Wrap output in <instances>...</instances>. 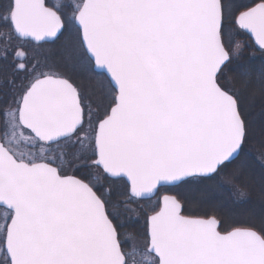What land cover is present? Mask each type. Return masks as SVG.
Wrapping results in <instances>:
<instances>
[{"label":"water","instance_id":"obj_1","mask_svg":"<svg viewBox=\"0 0 264 264\" xmlns=\"http://www.w3.org/2000/svg\"><path fill=\"white\" fill-rule=\"evenodd\" d=\"M15 36L37 44L61 34L44 0H11ZM94 72L115 91L96 126L93 164L123 179L129 196L208 177L234 160L244 136L234 99L216 82L228 62L220 0H82L74 16ZM264 50V2L235 18ZM17 119L40 141L80 126L82 109L66 79L43 76L20 98ZM0 207L11 212L4 252L9 264H124L116 230L84 181L47 163L17 161L0 142ZM214 217L182 215L170 194L147 219V250L157 264H264V241L251 229L218 231Z\"/></svg>","mask_w":264,"mask_h":264},{"label":"trees","instance_id":"obj_2","mask_svg":"<svg viewBox=\"0 0 264 264\" xmlns=\"http://www.w3.org/2000/svg\"><path fill=\"white\" fill-rule=\"evenodd\" d=\"M220 1L223 9L220 30L222 44L228 52H231V46L235 42H240L242 49L238 55L230 56L229 62L219 72L216 81L222 89L233 96L236 102L237 112L244 128L242 145L238 156L220 165L211 176L192 178L175 187L162 188L159 191L174 194L181 202L182 212L187 217H214L219 221L220 232L250 228L264 239V50L258 49L251 37L240 30L234 21L235 15L264 0H252L248 6L243 0ZM9 8L10 0H0L1 18ZM0 32L6 34L0 38L1 109L13 105L18 100L28 87L29 77H26V72L20 70L21 66L18 62L21 58L18 59L14 53L19 47L18 44L28 41H21L13 35L8 18L0 20ZM57 43L41 46L49 48ZM29 44L32 45L30 42ZM27 63H30L28 58ZM56 69L66 74L81 88L80 75L67 71L63 65ZM96 94L97 91L90 94L92 98L86 96L87 101L94 107H96ZM86 132H88L87 128L84 129V134ZM78 162L79 165L73 169L74 176L88 184H90V175L102 176L99 177L97 182L99 185L96 189L91 184L90 186L104 203L106 213L118 237L121 233L129 232L137 237H143L146 231L144 214L148 216L155 212L158 200L156 198L134 200L128 196L127 186L123 180L109 179L91 163L82 162L81 159ZM99 186L104 189H99ZM136 210L142 214L137 219L133 218L135 217L133 212Z\"/></svg>","mask_w":264,"mask_h":264},{"label":"rangeland","instance_id":"obj_3","mask_svg":"<svg viewBox=\"0 0 264 264\" xmlns=\"http://www.w3.org/2000/svg\"><path fill=\"white\" fill-rule=\"evenodd\" d=\"M45 2L48 7L54 9L60 15L61 20L63 22V30L60 36L57 38L56 41L50 44H54L55 42L58 43L54 46H49L48 48L41 46L43 44H37L32 41H28V42L24 41L27 43L22 42L23 44L21 43L18 44L19 47H17L18 49L15 50L14 53L16 56H18V59L21 58L20 62H23V63L20 62L18 63L21 66L20 70L22 72L23 71L26 72L27 74L26 77L27 78L29 77L28 86L31 82L43 76L59 77L66 79L68 82H70L72 86L75 88L79 97L80 105L82 107V121L80 126L75 130V132L63 140H60L56 143H48L45 141H40L36 139L34 136H32L30 132L22 128L18 123L17 110L21 97L20 96L13 105H10L7 108L0 109V142L2 143L3 147H5L7 151L17 161H23L27 164L44 162L54 166L61 175L76 177L72 173L74 167L79 165L78 162L79 159H81L82 162L87 161L88 164L91 163L92 165H94L93 138H94L95 129L98 122L106 116L109 108L112 106L115 91L110 86L107 78L102 73H96L92 70V63L89 60V58L86 56V54L84 53L81 47L79 40V30L75 26L73 20L76 12L81 6L82 0H45ZM251 2L252 0H243V3L247 6ZM221 12H222V20H223L222 5H221ZM8 13H9V9L4 15L3 17L4 19L8 18ZM235 17L236 15L234 16V21H235ZM3 18L0 17V20H3ZM221 25H222V21H221ZM5 35H6L5 33L0 32V38H2ZM29 42L32 43V45H30ZM241 49H242V44L240 42H235L234 45L231 46V52L227 51L229 60L231 58L230 56L238 55ZM27 58L29 59L30 63H27ZM226 64L223 66V68L226 66ZM60 65H63L67 71L80 75L79 77L82 78L81 88H79V86L73 83V80L67 77L66 74H62L60 71L56 69ZM92 85L93 87H91ZM95 91H97L96 94L97 97L95 103L96 107L90 105L92 103L87 101L86 99L87 95L91 97L92 95L90 94L95 93ZM227 93L233 98V96L229 92ZM83 94H85V97H83ZM85 128H87L88 131L86 132V134H84ZM256 159L259 160L258 158ZM99 177L101 178L102 176L99 174L98 177L90 175V180H89L90 184L95 189L96 186L99 185L97 183L99 181ZM90 184L88 185L90 186ZM100 188L104 189V187L102 186H99V189ZM159 190L157 191V195L155 197L158 200V207L156 211L159 208V198L162 195L170 194L177 199V197L174 194L166 193L162 191L160 192ZM94 193L96 194L95 191ZM102 204L104 206L103 202ZM155 212L151 213L150 215L154 214ZM133 214L135 215V217L133 218L136 219L141 217L142 215L141 212L139 213L137 210L134 211ZM150 215L145 216L144 214V219L146 222V231L143 234L144 235L143 237L142 236L137 237L135 234L131 232L121 233V236L118 237L119 244L121 247V252L125 260L124 264H157L156 257L147 250V246H148L147 219ZM182 215H184L183 212ZM10 217H11V212L3 207H0V264H9L8 258L4 252L3 241H4L6 224L8 223ZM240 229H250V228H239L234 230H240ZM218 231H219V226H218ZM256 233L262 238V236L258 232ZM262 240L264 241L263 238Z\"/></svg>","mask_w":264,"mask_h":264}]
</instances>
